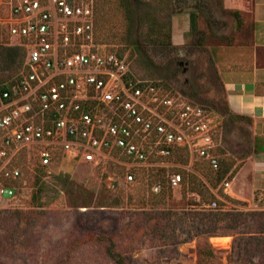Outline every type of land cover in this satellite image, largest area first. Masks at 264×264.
<instances>
[{"label": "rangeland", "instance_id": "374dc122", "mask_svg": "<svg viewBox=\"0 0 264 264\" xmlns=\"http://www.w3.org/2000/svg\"><path fill=\"white\" fill-rule=\"evenodd\" d=\"M151 1H134L138 27L133 35L136 45L130 47L125 55L128 74L138 82L164 83L173 96H182L185 102L204 107L217 126L219 124L217 138L220 152L223 157L232 160L234 168L240 171L253 154L250 122L234 117L228 110L216 70L215 46L223 42L214 29H224L221 26L223 12L217 7L218 0H170L168 14L163 15L150 4ZM12 5L13 0H0V84L18 80L28 60V56L23 59L22 41L13 38L9 32L7 20ZM150 5L155 13L171 22L176 14L187 13L190 21L192 15L199 16L198 27L191 28L189 33L176 37L174 41L172 23V46L155 47L146 38L147 28L141 21L143 12L150 9ZM175 11L177 13L173 15ZM181 151L175 153L176 159L179 158L176 154H181ZM20 162L24 175L17 184L16 198L0 205V214L5 213L16 221L11 232L12 240L8 243L3 240L4 231L0 229V264H115L94 244H87L75 250L74 254H68L69 245L90 232H114L120 238L131 237L136 246L126 253L128 264H200L199 251L207 246L215 254V264H264V246L254 240L255 233L242 234L233 230L212 236H196L179 245L177 252H169L166 256L156 253V249L149 245V231L156 220L143 219L142 209L126 197L132 194L135 199L145 191L147 195L151 193L147 188L149 179L143 175L151 168L132 169H141L140 174H136L138 177L132 184H126L127 169L122 164L125 159H115L114 155L98 163H72L59 159L45 177L43 207H34L29 199L33 166L37 160L27 154L20 158ZM251 168V163L247 164L234 183V188L247 197L251 196V191L246 175ZM183 187L182 184L173 190L167 207L191 212L196 202L199 204L197 210L213 211L208 207L210 194L203 192V196L199 192L187 191L183 196ZM219 192L225 194L222 187ZM229 198L247 205L226 199L222 201L223 210L264 211V199L249 204ZM158 256L159 260H156Z\"/></svg>", "mask_w": 264, "mask_h": 264}, {"label": "built area", "instance_id": "2783aa9c", "mask_svg": "<svg viewBox=\"0 0 264 264\" xmlns=\"http://www.w3.org/2000/svg\"><path fill=\"white\" fill-rule=\"evenodd\" d=\"M95 7L96 0H13L7 25L27 49L28 70L0 88V205L16 198L27 154L47 167L114 155L126 160L127 182L136 167L164 168L173 190L182 182L173 171L181 166L178 149H187L191 163L220 168L210 113L128 78L126 56L96 42ZM208 207L217 210L219 201Z\"/></svg>", "mask_w": 264, "mask_h": 264}, {"label": "trees", "instance_id": "16d2710c", "mask_svg": "<svg viewBox=\"0 0 264 264\" xmlns=\"http://www.w3.org/2000/svg\"><path fill=\"white\" fill-rule=\"evenodd\" d=\"M134 1L96 0L95 39L97 43L109 46L108 51L126 55L130 47L136 45L133 35L138 27V15ZM169 2L170 0H152L150 4H153V7H156L163 15L169 9ZM155 12L151 7L150 9H146L141 16V21L147 28L145 36L149 40V43L155 47H171L172 22L171 20L164 19L158 12ZM176 13L177 11L173 12V15ZM195 20V15H192L191 28L193 29L196 28ZM20 48L23 51L24 59L28 53L27 49L24 44ZM24 69L22 76L27 73V66ZM127 76L131 78L129 74ZM148 83L154 84L164 91H169V87L164 83ZM140 85L142 86L143 84L141 83ZM3 86L5 85L0 84V88ZM176 155L185 164L189 162V152L186 148L182 149L181 154L177 153ZM218 156L220 158V168L217 171L212 168L202 167L203 163L199 162V160L193 165V169L200 173L206 181L194 172H188L185 169L178 170V173L182 175L181 186L182 184L184 185L183 196L186 195L187 191L199 192L203 196V192H206L208 195L210 194V199H213L215 196L212 194L211 188L217 189L224 180L232 181L234 179L238 168H234L232 160L223 157L222 152ZM50 169V167L41 165L39 161L33 166L32 194L29 201L30 205L34 207H43L42 198L46 185L45 177H47ZM140 171L141 169L133 171L135 177H138ZM173 171L177 172V168L173 169ZM144 172L143 175H146L147 179H149V183H147L149 186L147 188L151 190V193L147 195L145 191L142 195L136 196L135 199L132 194H127L126 197L130 203L135 201V205L139 206L138 209H142L143 219L156 220L155 226L149 231V245L156 249V253L166 256L169 255V252H177L179 245L192 240L196 236L217 235L225 230H233L242 234L255 233L254 236L256 238L254 240L262 242L264 246V211L223 210L224 202L221 200H219V208L217 210H197L199 204L194 202L195 204L192 206V209H196L195 211H178L173 206L167 207L173 194V189L168 183L167 170L164 168H151ZM136 174L138 175L136 176ZM17 184L13 183V186L16 185L17 187ZM126 184H132V182L126 181ZM155 185H160L158 193L152 192V187L154 188ZM221 195L225 200L227 199L230 202L242 203L232 200L229 196ZM242 205L246 206L247 203L243 202ZM14 223L16 221L13 217L10 218L5 213L0 214V229L4 231L2 237L7 243L12 240L11 237L13 235L11 232L15 227ZM87 244L98 245L115 264H128L129 258L126 256V253L136 246L131 237L120 238L114 232H90L84 237L74 240L69 245L68 254H74L75 250L80 247L83 248ZM199 256L200 264H215L216 262L215 254L208 246L200 249ZM155 259L159 260V256L155 257Z\"/></svg>", "mask_w": 264, "mask_h": 264}, {"label": "crops", "instance_id": "0c3cea01", "mask_svg": "<svg viewBox=\"0 0 264 264\" xmlns=\"http://www.w3.org/2000/svg\"><path fill=\"white\" fill-rule=\"evenodd\" d=\"M217 3V7L223 12L221 26L224 29L217 30L214 26L215 32L221 35L219 40L223 42L215 46V66L223 85L228 110L234 117L250 122L253 147V154L248 157L244 167L232 181L225 180L219 188H223L225 196L252 204L256 200L264 199V0H218ZM195 18L197 28L199 16L195 15ZM172 23L174 41L176 37L180 38L191 30L190 15L187 13L174 15ZM217 132L218 130L215 134L217 155H220ZM182 149L184 148L180 150ZM197 160L203 163L202 167L211 168L207 161ZM176 162L181 165L176 173L185 169L206 181L193 169L196 161L191 163L190 155L187 164L178 159ZM249 163L252 168L248 170L246 178L251 196L247 197L234 188V183ZM226 181L230 182V188L225 190ZM219 188L210 189L215 196L211 201L225 200L219 193Z\"/></svg>", "mask_w": 264, "mask_h": 264}]
</instances>
